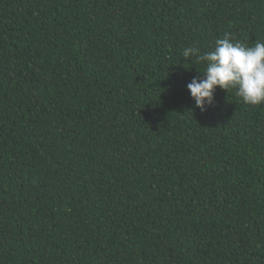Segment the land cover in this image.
<instances>
[{
	"label": "trees",
	"instance_id": "16d2710c",
	"mask_svg": "<svg viewBox=\"0 0 264 264\" xmlns=\"http://www.w3.org/2000/svg\"><path fill=\"white\" fill-rule=\"evenodd\" d=\"M264 0H0V264H264V102L186 88Z\"/></svg>",
	"mask_w": 264,
	"mask_h": 264
},
{
	"label": "clouds",
	"instance_id": "9594fccd",
	"mask_svg": "<svg viewBox=\"0 0 264 264\" xmlns=\"http://www.w3.org/2000/svg\"><path fill=\"white\" fill-rule=\"evenodd\" d=\"M182 57L204 62L202 75H195L186 88L195 107L206 111L213 104L217 86L236 95L246 104L264 102V40L248 45L225 32L211 50L201 54L196 46L185 47Z\"/></svg>",
	"mask_w": 264,
	"mask_h": 264
}]
</instances>
